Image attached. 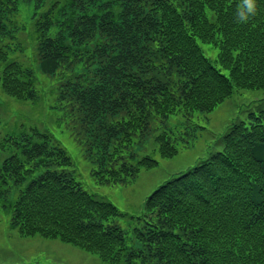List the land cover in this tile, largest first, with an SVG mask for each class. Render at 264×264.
Returning a JSON list of instances; mask_svg holds the SVG:
<instances>
[{
  "label": "trees",
  "instance_id": "1",
  "mask_svg": "<svg viewBox=\"0 0 264 264\" xmlns=\"http://www.w3.org/2000/svg\"><path fill=\"white\" fill-rule=\"evenodd\" d=\"M21 1L32 5L38 62L10 58L0 46V86L38 100L36 69L68 75L53 108L66 99L76 105L99 181L158 163L150 155L121 159L151 116L188 120L235 87L264 88V0L247 24L235 22L239 0H0V40L18 28L12 15ZM200 41L218 49L214 59ZM22 129L0 138V150L11 148L0 161V208L22 235L58 237L110 264H264V109L233 120L216 149L147 195L150 219L132 227L137 248L109 222L119 212L112 201L54 167L73 161L54 134L36 124ZM154 138L163 156L183 142L164 131Z\"/></svg>",
  "mask_w": 264,
  "mask_h": 264
},
{
  "label": "rangeland",
  "instance_id": "2",
  "mask_svg": "<svg viewBox=\"0 0 264 264\" xmlns=\"http://www.w3.org/2000/svg\"><path fill=\"white\" fill-rule=\"evenodd\" d=\"M31 10V2H20L17 12L12 15L18 28L10 35L4 36L0 40V46L8 45L10 58L29 63L36 68L38 59L36 46H33L36 38ZM200 45L207 56L211 59L216 57L218 49L214 45L203 41H200ZM35 72L38 77V100L10 97L0 86V138L16 134L24 126L26 127L22 130L29 129L34 124L51 131L73 160L72 164L54 167L70 171L85 189L112 201L119 212L112 216L109 222L119 225L128 244L135 248L140 247L141 242L134 236L132 227L150 219L144 206L147 195L161 182L216 149L220 135L233 120L246 118L250 111L259 113L264 109V88L235 87L232 94L214 108L195 110L188 120L181 113L171 114L165 119L153 115L145 135L133 134L132 143L122 148L121 159L128 164H136L141 156L150 155L156 158L158 163L151 167L140 166L133 174L121 179L99 181L93 173L94 163L85 156L80 125L76 118V105H72V100L66 99L61 100L65 104L53 108L58 102L57 95L61 83L68 75H45L37 69ZM160 75L165 79V76ZM161 131L173 142L182 137L183 142L177 144L178 151L175 154L163 156L159 152L154 136ZM10 152L9 147L0 150V161ZM10 215L9 210L0 208V264H110L97 253L58 237L43 236L39 233L22 235L11 225Z\"/></svg>",
  "mask_w": 264,
  "mask_h": 264
},
{
  "label": "clouds",
  "instance_id": "3",
  "mask_svg": "<svg viewBox=\"0 0 264 264\" xmlns=\"http://www.w3.org/2000/svg\"><path fill=\"white\" fill-rule=\"evenodd\" d=\"M260 10L258 0H239L234 18L238 24H247L254 19Z\"/></svg>",
  "mask_w": 264,
  "mask_h": 264
}]
</instances>
